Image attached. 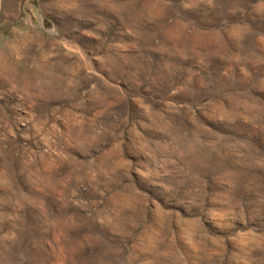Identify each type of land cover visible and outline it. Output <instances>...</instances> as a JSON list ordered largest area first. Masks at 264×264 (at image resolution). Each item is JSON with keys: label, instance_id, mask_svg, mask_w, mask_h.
I'll return each instance as SVG.
<instances>
[{"label": "rangeland", "instance_id": "obj_1", "mask_svg": "<svg viewBox=\"0 0 264 264\" xmlns=\"http://www.w3.org/2000/svg\"><path fill=\"white\" fill-rule=\"evenodd\" d=\"M0 264H264V0H0Z\"/></svg>", "mask_w": 264, "mask_h": 264}]
</instances>
